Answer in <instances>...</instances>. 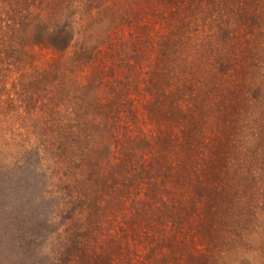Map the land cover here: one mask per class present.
Segmentation results:
<instances>
[{
  "label": "rangeland",
  "instance_id": "rangeland-1",
  "mask_svg": "<svg viewBox=\"0 0 264 264\" xmlns=\"http://www.w3.org/2000/svg\"><path fill=\"white\" fill-rule=\"evenodd\" d=\"M140 132L201 207L173 257L264 264V0H0V188L45 192L54 156L130 174Z\"/></svg>",
  "mask_w": 264,
  "mask_h": 264
},
{
  "label": "trees",
  "instance_id": "trees-1",
  "mask_svg": "<svg viewBox=\"0 0 264 264\" xmlns=\"http://www.w3.org/2000/svg\"><path fill=\"white\" fill-rule=\"evenodd\" d=\"M102 117L106 120L105 114ZM170 134L165 132L171 142ZM147 137L140 132L128 153L139 159L130 174L96 172L76 161L60 172L54 156L39 167V177L50 186L45 192L23 180L3 183L0 208L6 216L0 222V264H191L189 256H183L184 261L173 257L172 226L182 231L184 221L197 222L201 207L196 209L194 199L184 207L179 197L170 196L171 186L157 178L164 170L159 143L153 139L158 136L151 137V145L147 140L151 147H142ZM28 196L32 200L24 206ZM205 211L211 213V207Z\"/></svg>",
  "mask_w": 264,
  "mask_h": 264
}]
</instances>
